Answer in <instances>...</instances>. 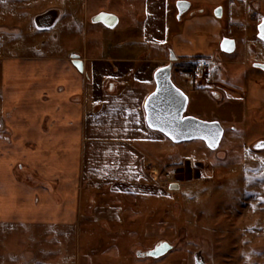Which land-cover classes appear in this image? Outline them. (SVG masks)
Segmentation results:
<instances>
[{
    "label": "rangeland",
    "instance_id": "obj_1",
    "mask_svg": "<svg viewBox=\"0 0 264 264\" xmlns=\"http://www.w3.org/2000/svg\"><path fill=\"white\" fill-rule=\"evenodd\" d=\"M223 4L222 18L207 10L211 18L198 22L205 34L200 42L186 36L197 23L175 18L169 5L165 39L182 58L172 62L171 77L188 96L184 115L220 121L224 133L218 146L211 148L201 138L174 141L163 133L142 142L153 159L146 182L156 195L119 194L120 199L136 196L128 207L134 210L125 211L121 222L108 220L111 233L103 222L91 234L83 224L65 226L62 232L56 226L37 231L0 224V264H78L89 242L96 246L102 235L114 238V233L120 239L103 249L97 245L92 264H196V256L206 264H264V148L255 143L264 140V99L252 98L254 92L264 98V70L254 65L264 61V40L258 36L264 3L255 0L248 9L235 0ZM51 8L58 9V18L40 26L37 16ZM146 8L147 0H0V97L3 57L80 53L100 42L95 28L105 26L92 20L96 13H115L120 26L142 23ZM225 36L236 40L231 53L220 48ZM195 57L213 60L209 77L176 67ZM172 182L180 188L170 189ZM161 239L173 248L160 257L139 256Z\"/></svg>",
    "mask_w": 264,
    "mask_h": 264
},
{
    "label": "crops",
    "instance_id": "obj_2",
    "mask_svg": "<svg viewBox=\"0 0 264 264\" xmlns=\"http://www.w3.org/2000/svg\"><path fill=\"white\" fill-rule=\"evenodd\" d=\"M173 2L147 0L142 23L96 27L100 42L74 52L83 59L82 71L73 53L3 57L0 224L37 231L56 226L61 232L83 224L91 234L103 222L111 233L108 220L121 222L135 204L136 196L119 194H157L146 182L153 159L141 143L163 135L147 124L144 102L156 86V69L169 60L165 39ZM206 12L185 20L197 23L187 37L203 39L197 25L211 18ZM58 16L57 8L48 9L37 16L38 24L49 26ZM201 44L211 53L208 42ZM113 235H102L99 248L120 239ZM89 244L78 264H92L97 245Z\"/></svg>",
    "mask_w": 264,
    "mask_h": 264
},
{
    "label": "water",
    "instance_id": "obj_3",
    "mask_svg": "<svg viewBox=\"0 0 264 264\" xmlns=\"http://www.w3.org/2000/svg\"><path fill=\"white\" fill-rule=\"evenodd\" d=\"M185 3H187L185 0L178 1V17L188 8L189 5ZM216 14L218 17L222 15L221 8H219V12ZM107 17L112 18L111 22H109ZM92 20L94 22H102L108 27H113L118 21V16L111 12H100ZM261 26H264V20L258 25V36L260 38L264 35V32L261 31ZM220 48L228 53L233 52L236 48L235 38L223 37ZM71 59L78 69L82 71L84 62L81 55L73 53ZM169 60V63L156 69L154 73L156 86L145 99L144 109L147 124H151V128L159 130L174 141L201 138L205 140L208 146L213 145L215 141V145L211 146V148H215L218 146L224 133L221 122L218 120H205L193 115H184L188 96L172 80V62L177 60V56L172 50L169 54ZM254 65L264 69V63L257 62ZM169 188L178 189L180 188V184L172 182ZM172 248V243L166 239H161L153 248L143 250L138 252V254L139 256L160 257ZM149 253H152V255H149ZM202 262L204 261L202 260Z\"/></svg>",
    "mask_w": 264,
    "mask_h": 264
},
{
    "label": "flooded vegetation",
    "instance_id": "obj_4",
    "mask_svg": "<svg viewBox=\"0 0 264 264\" xmlns=\"http://www.w3.org/2000/svg\"><path fill=\"white\" fill-rule=\"evenodd\" d=\"M179 0H174V2L172 3V6L174 8V11H173V16L175 18H178V19H182L183 17H186L185 19L186 20H191L193 18H195L196 16H199L201 15L202 13H204L205 11L209 10V11H212L214 16L217 18V14L219 12V8H221V13L222 15L218 18H222L225 14V5L223 4V1L224 0H185L187 1V3L185 4H188V8L180 15V17H178V6H177V3H178ZM236 1V4H239L242 8L244 9H248V7L250 6V8H253V6L255 5V0H235ZM257 2L261 1L264 3V0H256ZM258 4V3H257ZM228 8L230 9V6H228ZM229 9H228V12H229ZM100 12H109V11H100ZM98 12V13H100ZM96 13V14H98ZM113 13V12H111ZM264 14V13H263ZM53 15V12H49L48 15H47V18L51 17ZM95 16V15H94ZM93 16V17H94ZM92 17V18H93ZM264 20V17L262 18V21ZM247 17H243V22H247ZM261 21V22H262ZM102 23V22H101ZM243 24V23H242ZM172 49H168V52L170 54V51ZM173 51V50H172ZM223 51V50H222ZM177 56V55H176ZM180 58L177 56V60H174V61H178ZM198 59L197 57L195 58H187L186 61H192L194 62V60ZM215 60V59H214ZM170 60H168L167 63H169ZM173 61V62H174ZM166 63V64H167ZM195 63V62H194ZM257 63V62H255ZM259 63V62H258ZM260 63H264V61H261ZM172 67H173V64H172ZM255 67H257L255 65ZM259 69H262L264 70L263 68H260V67H257ZM190 73L193 74L194 77H202V76H198L194 73V70L191 71ZM211 74V73H210ZM210 76V75H209ZM204 78V77H203ZM257 145H262V147L264 148V140L261 139V140H258L257 142ZM155 246V245H154ZM143 251V250H142ZM203 259L199 258V256H196L195 257V263L196 264H206L205 261L202 262ZM198 262H201V263H198Z\"/></svg>",
    "mask_w": 264,
    "mask_h": 264
},
{
    "label": "built area",
    "instance_id": "obj_5",
    "mask_svg": "<svg viewBox=\"0 0 264 264\" xmlns=\"http://www.w3.org/2000/svg\"><path fill=\"white\" fill-rule=\"evenodd\" d=\"M212 61L213 60L208 59V58H198V59L194 60V62L196 64V67L194 69V73L198 76L209 77ZM169 175H170L169 177L172 176V174H170V173H169Z\"/></svg>",
    "mask_w": 264,
    "mask_h": 264
},
{
    "label": "trees",
    "instance_id": "obj_6",
    "mask_svg": "<svg viewBox=\"0 0 264 264\" xmlns=\"http://www.w3.org/2000/svg\"><path fill=\"white\" fill-rule=\"evenodd\" d=\"M176 67L179 70H182V71H185V72H191V71H193L195 69L196 64L194 62H192V61L183 60V61H179L176 64Z\"/></svg>",
    "mask_w": 264,
    "mask_h": 264
},
{
    "label": "snow or ice",
    "instance_id": "obj_7",
    "mask_svg": "<svg viewBox=\"0 0 264 264\" xmlns=\"http://www.w3.org/2000/svg\"><path fill=\"white\" fill-rule=\"evenodd\" d=\"M107 19L109 20V22H111L112 18L111 17H107ZM261 31L264 32V26H261ZM262 39H264V35H262L261 37ZM152 125L150 124L149 127H151ZM215 145V141L213 142V145H210L211 146H214ZM149 255H152V253H149Z\"/></svg>",
    "mask_w": 264,
    "mask_h": 264
}]
</instances>
